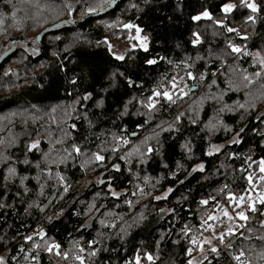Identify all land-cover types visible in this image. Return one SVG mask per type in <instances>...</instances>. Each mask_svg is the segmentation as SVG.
Masks as SVG:
<instances>
[{"label": "trees", "instance_id": "1", "mask_svg": "<svg viewBox=\"0 0 264 264\" xmlns=\"http://www.w3.org/2000/svg\"><path fill=\"white\" fill-rule=\"evenodd\" d=\"M99 1L0 0V136L30 130L0 167L5 264H188L192 237L202 238L218 206L264 194V70L254 57L264 58V0H252L257 13L240 0ZM227 3L235 7L225 14ZM205 10L211 19L193 21ZM117 22L139 28L147 50L113 57L105 41ZM176 78L186 95L149 108ZM212 144L222 148L208 155ZM253 207L200 264H237L241 251L264 264V203Z\"/></svg>", "mask_w": 264, "mask_h": 264}, {"label": "rangeland", "instance_id": "2", "mask_svg": "<svg viewBox=\"0 0 264 264\" xmlns=\"http://www.w3.org/2000/svg\"><path fill=\"white\" fill-rule=\"evenodd\" d=\"M107 2H109V0H100L98 2L97 7H101L107 4ZM109 25H116L114 26L115 28H118V30L115 31V36L112 40H106L107 41V48L109 49L110 54L113 57H116L117 55H124L127 51H130L131 49H135V48H141L140 47V41H138L135 37L137 35L136 33V29L133 28H126L124 27L125 24L124 22H117L116 24H109ZM140 36L141 37H146L145 34H143L140 31ZM148 42V41H147ZM109 45H111V48H109ZM143 49V48H141ZM243 50V49H242ZM175 83L176 87L173 88L172 84ZM187 83L185 82V79L183 78H176L175 80H173V82L169 85L168 89H164L163 91L159 92L161 93V95L158 96H152L151 100L147 101V103H152L153 105H156L159 101V99H164L165 101H167V99L164 98V96L162 95L163 92L168 91L169 94L172 96H175L176 94H178V97H183L186 95L187 93ZM181 91H183V93H185L183 96H181ZM30 134V130L28 128H21V129H16L14 127H11L9 129H7L6 131H4L1 136H0V153L3 154L4 157H7V159H0V167L5 165L9 160H10V152L11 150H13L15 147H17L20 143V141L27 137ZM237 141V136L234 135L230 140H228L226 143L227 144H232L234 142ZM222 148V144H212L208 150H207V154H213L217 151H219ZM200 167V166H199ZM201 168V167H200ZM199 168V169H200ZM260 171V169H259ZM264 175V173H262ZM99 181V176L94 177V178H87L85 179V183L89 184V183H97ZM86 185L82 186V188H84ZM81 188V190H82ZM166 195V193H164V195H162L161 197H164ZM260 194H257V190L253 191L250 190L249 195L245 196L242 199H238L237 201L231 199L229 205H231L230 207L228 206H218V208L215 210V212L213 214H211L210 216H215L217 217V219L215 220H209L207 219V232L205 234L202 235V238L200 240H204L205 238L208 239H212V237H217V239H219V237L226 235L227 229L229 227L232 228V231L235 232L238 229H240L241 227H239V225H243L245 220H241L238 216L237 213L239 212H244L248 209H251L249 206L251 205L253 207V205L257 202V199L260 197ZM237 202H239V206H237ZM234 203V205H232ZM228 207V208H227ZM227 211L229 216L232 217L231 220H229L227 217H225L223 215V212ZM209 225H211V227H208ZM29 236H33L32 234L26 236L24 238V241L27 242L28 239H26ZM39 238V236H38ZM217 239H212V245L211 246H215L217 247L218 243H217ZM35 245V243H34ZM37 245V244H36ZM48 245H55V243L53 241H51V239H45L41 242V247H43L45 249V251L50 252V253H57L58 248L53 247L51 249L48 248ZM197 251L196 254L193 256L192 260L194 261V264H200L206 257V253L207 251H210V245L208 244H203V251H200L201 245L197 244ZM137 258V257H136ZM3 260V259H2ZM3 264L4 261H3ZM26 264H28V262H26Z\"/></svg>", "mask_w": 264, "mask_h": 264}, {"label": "snow or ice", "instance_id": "3", "mask_svg": "<svg viewBox=\"0 0 264 264\" xmlns=\"http://www.w3.org/2000/svg\"><path fill=\"white\" fill-rule=\"evenodd\" d=\"M240 4H241L242 6L248 8V9L250 10L251 13H257V11H258V6H257V4L254 3V2H252V0H240ZM234 7H235V5H233V4H231V3H227V4L222 5V7H221V11L224 12L225 14H227V13L231 12V11L234 9ZM202 17H203V18H206V19H211V16H210V14H209V12H208L207 10H205L203 13H201V14H199V15L193 16L192 19H193V21H198V20H200ZM248 21H251L252 24H255V23H256V21H255L253 15H249V16L246 18V21H245V22H248ZM214 23H216L218 26H223L222 21H214ZM124 27H126V28H130V27H133V26H132V25H125ZM226 30H227L228 32H237L236 29L231 28V27L227 28ZM140 31H141V30H140L139 28L136 29V33H137V35H136L135 38H136L138 41H140V47L143 48L144 50H147V37H141V36H140ZM237 34L239 35L238 32H237ZM193 36L196 37V40L193 41V43H198V42H199V36L197 35V33L194 32V33H193ZM242 39H247V36L242 37ZM105 43H107V41H105ZM227 47L230 48L231 51H232L233 53H242L243 55H248V54H249L248 51H247L246 49H243V50H242L241 47H238V46L232 44L231 42L228 43ZM109 48H111V45H109ZM254 57H255V59L259 60V66H260L261 70H264V58H261V56H260L259 53L254 54ZM115 58H116L117 60H122V59H124V57H123L122 55H117ZM147 63H148V64H154L155 61H154V60H148ZM260 74H261L260 72L256 73L257 76H259ZM187 75H188L189 78H192V75H193V74L189 72V73H187ZM201 79H203V76H201ZM244 79L247 80L249 83L252 82V81L249 79L248 76H244ZM172 87L175 88V87H176V84L173 83V84H172ZM184 94H185V93H183V91H181V96H183ZM153 95H154V96H158V95H161V93H159V92H155V91H154ZM162 95H163L164 98L167 99V100H171V99H172V97H171V95L169 94L168 91L163 92ZM86 98H87V97H86ZM149 99L151 100V97H150ZM148 107H149V108H152V107H154V105H153L152 103H149ZM36 147H37V143H36V142H33V143L29 146V150H31V149H33V148H36ZM112 150H113V151H116L115 148L112 149ZM73 151H75L77 154L80 153V149H79L77 146H75V145H73ZM148 151L151 152L152 149L149 148ZM93 155H94L96 161H102V160L104 159V157L101 156V155H99V154H95V153H94ZM122 158H123V157H122ZM0 159H7V157H4L3 154L0 153ZM24 162L27 163V161H24ZM201 168H202V166H201ZM7 171H8L9 176H14V175H15V169H14V168L9 167ZM260 171H261L262 173H264V161H261V162H260ZM5 179H8V176H6ZM260 179H261V180H264V176H261ZM249 181L251 182V177H249ZM113 195H116V194L113 193ZM157 199H159V197H157ZM241 199H242V198H241ZM258 202H259V203H264V194H261V196L258 198ZM129 203H130V202H129ZM207 203H208L207 200H201V201H200V204H201V205H204V204H207ZM237 206H239V202H237ZM249 207L251 208L252 211H255V208H254V207H252L251 205H250ZM162 211H163V210H162ZM223 215H224L225 217H227L229 220L232 219V217L229 216V214H228L227 211H224V212H223ZM237 216H238L241 220H247V219H248V217L245 215L244 212H239V213H237ZM208 219H209V220H215V219H217V217H215V216H209ZM202 223H206V222H202ZM262 226H264V224H262ZM208 227H211V225H209ZM239 227H243V225H239ZM187 232H188V230L185 229V235H187ZM232 234H233L232 228L229 227V228L227 229L226 235H232ZM39 235H40L41 237H43L44 233L41 231V232L39 233ZM26 239L31 240L32 237L29 236V237H27ZM212 239H217V237L214 236V237H212ZM212 239L205 238L204 240H198L196 236H193L192 239H191V244H192L193 246H196L197 244H200V245H201L200 251L202 252V251H203V247H202V245H203V244H208V245L211 246V245H212ZM219 239H220V243L223 244V243H224L223 236L219 237ZM259 239L264 240V237H259ZM91 243H92V242H90V244H91ZM53 247L58 248L59 245H48V248H49V249H51V248H53ZM228 247H231V245H228ZM81 251H83V249H81ZM187 251H188V254L190 255L191 252L193 251V248H189ZM210 251L213 252V253H216V252H217V248H216L215 246H211V247H210ZM91 255H95V253H91ZM243 256H244V252L241 251V252L239 253V255L234 256L233 259L236 260L237 264H248L247 261H245V260H241V257H243ZM206 258H207V257H205V259H206ZM261 258L264 259V253L261 254ZM77 259H81V258H80V257H77ZM147 259H148L149 261H151L152 258H151V256H147ZM0 264H3V260H2V258H0ZM81 264H83V260H82V259H81ZM137 264H140V262H139V258H137ZM188 264H194V261L190 259V260L188 261Z\"/></svg>", "mask_w": 264, "mask_h": 264}]
</instances>
